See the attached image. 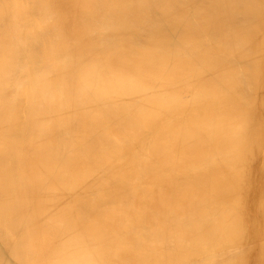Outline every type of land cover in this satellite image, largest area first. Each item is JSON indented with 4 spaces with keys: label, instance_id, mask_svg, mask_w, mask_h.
I'll use <instances>...</instances> for the list:
<instances>
[{
    "label": "bare ground",
    "instance_id": "1",
    "mask_svg": "<svg viewBox=\"0 0 264 264\" xmlns=\"http://www.w3.org/2000/svg\"><path fill=\"white\" fill-rule=\"evenodd\" d=\"M0 264H264V0H0Z\"/></svg>",
    "mask_w": 264,
    "mask_h": 264
}]
</instances>
